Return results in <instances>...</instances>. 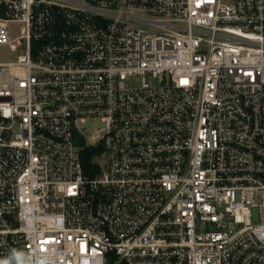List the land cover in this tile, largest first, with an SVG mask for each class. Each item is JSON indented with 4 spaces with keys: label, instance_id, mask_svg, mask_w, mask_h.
Masks as SVG:
<instances>
[{
    "label": "built area",
    "instance_id": "2783aa9c",
    "mask_svg": "<svg viewBox=\"0 0 264 264\" xmlns=\"http://www.w3.org/2000/svg\"><path fill=\"white\" fill-rule=\"evenodd\" d=\"M2 1L0 264H264V0Z\"/></svg>",
    "mask_w": 264,
    "mask_h": 264
},
{
    "label": "trees",
    "instance_id": "16d2710c",
    "mask_svg": "<svg viewBox=\"0 0 264 264\" xmlns=\"http://www.w3.org/2000/svg\"><path fill=\"white\" fill-rule=\"evenodd\" d=\"M0 16H11V11L8 5L2 0H0ZM95 153V150H91L88 148H85L81 152V164L85 173L87 174H91L94 170L97 169V163L94 161Z\"/></svg>",
    "mask_w": 264,
    "mask_h": 264
},
{
    "label": "rangeland",
    "instance_id": "374dc122",
    "mask_svg": "<svg viewBox=\"0 0 264 264\" xmlns=\"http://www.w3.org/2000/svg\"><path fill=\"white\" fill-rule=\"evenodd\" d=\"M20 24L19 23H10V28L12 31H15L14 34L18 33ZM15 57V54L6 46H0V61H10ZM98 128V122L97 121H88L85 124L82 125V129L87 134H90L94 132ZM107 163V158H103L101 161L102 165H105Z\"/></svg>",
    "mask_w": 264,
    "mask_h": 264
},
{
    "label": "water",
    "instance_id": "95a60500",
    "mask_svg": "<svg viewBox=\"0 0 264 264\" xmlns=\"http://www.w3.org/2000/svg\"><path fill=\"white\" fill-rule=\"evenodd\" d=\"M75 140H76L77 145H78L79 147L84 146V142H83V140H82L80 137H76V136H75Z\"/></svg>",
    "mask_w": 264,
    "mask_h": 264
}]
</instances>
